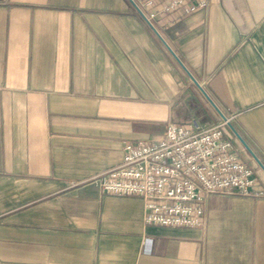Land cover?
<instances>
[{
    "label": "crops",
    "instance_id": "obj_1",
    "mask_svg": "<svg viewBox=\"0 0 264 264\" xmlns=\"http://www.w3.org/2000/svg\"><path fill=\"white\" fill-rule=\"evenodd\" d=\"M156 28L130 0H0V264H264V196L212 193L204 226H163L92 181L125 141L222 121L169 47L264 163V0Z\"/></svg>",
    "mask_w": 264,
    "mask_h": 264
},
{
    "label": "built area",
    "instance_id": "obj_2",
    "mask_svg": "<svg viewBox=\"0 0 264 264\" xmlns=\"http://www.w3.org/2000/svg\"><path fill=\"white\" fill-rule=\"evenodd\" d=\"M130 1L147 24L156 27L160 16H185L216 0ZM229 121L222 118L210 127L198 119L171 122L159 138L125 141L121 163L92 181L103 193L140 197L147 224L202 227L210 194L264 196L254 169L241 160L234 137L227 134Z\"/></svg>",
    "mask_w": 264,
    "mask_h": 264
},
{
    "label": "water",
    "instance_id": "obj_3",
    "mask_svg": "<svg viewBox=\"0 0 264 264\" xmlns=\"http://www.w3.org/2000/svg\"><path fill=\"white\" fill-rule=\"evenodd\" d=\"M153 30L161 37L159 31L157 30L156 27H152ZM171 52L174 54L176 59L179 61V63L183 66V68L187 71V73L190 75L192 80L200 87V89L203 91L205 96L208 98V100L212 103V105L218 110V112L221 114L222 118L224 120L228 119V117L221 111V109L216 105V103L211 99V97L208 95L206 90L201 86V84L198 82V80L191 74V72L186 68V66L183 64V62L180 60V58L173 52V50L169 47ZM230 128L236 135V137L244 144V146L248 149V151L252 154L253 158L256 160L258 165L261 167V169L264 171V163L261 161V159L255 154V152L251 149V147L248 145V143L245 141V139L241 136L239 131L236 129V127L233 125L232 122H228Z\"/></svg>",
    "mask_w": 264,
    "mask_h": 264
}]
</instances>
